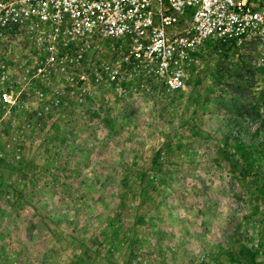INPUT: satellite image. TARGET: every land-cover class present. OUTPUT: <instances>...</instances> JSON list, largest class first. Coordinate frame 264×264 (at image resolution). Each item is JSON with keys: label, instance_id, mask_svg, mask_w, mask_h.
Instances as JSON below:
<instances>
[{"label": "rangeland", "instance_id": "1", "mask_svg": "<svg viewBox=\"0 0 264 264\" xmlns=\"http://www.w3.org/2000/svg\"><path fill=\"white\" fill-rule=\"evenodd\" d=\"M113 43L44 78L0 46V264H264V68L206 40L171 92Z\"/></svg>", "mask_w": 264, "mask_h": 264}, {"label": "built area", "instance_id": "2", "mask_svg": "<svg viewBox=\"0 0 264 264\" xmlns=\"http://www.w3.org/2000/svg\"><path fill=\"white\" fill-rule=\"evenodd\" d=\"M185 7L194 9L189 23L182 19ZM93 38L114 42L132 71L180 91L186 63L206 40L249 48L264 68V0H0V46H29L30 77L80 61ZM116 74L113 69L111 78ZM11 99L8 89L0 90L3 104Z\"/></svg>", "mask_w": 264, "mask_h": 264}]
</instances>
